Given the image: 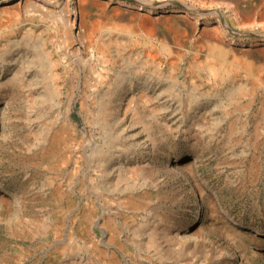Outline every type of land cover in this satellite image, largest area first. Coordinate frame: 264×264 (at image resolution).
Returning <instances> with one entry per match:
<instances>
[{"label":"rangeland","instance_id":"374dc122","mask_svg":"<svg viewBox=\"0 0 264 264\" xmlns=\"http://www.w3.org/2000/svg\"><path fill=\"white\" fill-rule=\"evenodd\" d=\"M0 0V264H264V0Z\"/></svg>","mask_w":264,"mask_h":264},{"label":"water","instance_id":"95a60500","mask_svg":"<svg viewBox=\"0 0 264 264\" xmlns=\"http://www.w3.org/2000/svg\"><path fill=\"white\" fill-rule=\"evenodd\" d=\"M172 1H175V0H166V2H165V3L172 2Z\"/></svg>","mask_w":264,"mask_h":264}]
</instances>
